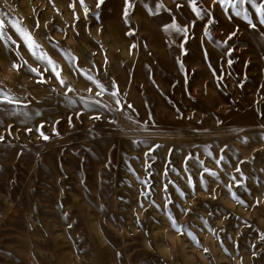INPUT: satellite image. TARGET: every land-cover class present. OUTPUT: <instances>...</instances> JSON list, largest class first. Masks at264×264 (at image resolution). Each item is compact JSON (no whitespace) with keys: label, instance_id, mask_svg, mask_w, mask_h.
<instances>
[{"label":"rangeland","instance_id":"rangeland-1","mask_svg":"<svg viewBox=\"0 0 264 264\" xmlns=\"http://www.w3.org/2000/svg\"><path fill=\"white\" fill-rule=\"evenodd\" d=\"M161 2L171 13L155 14L156 0H132L126 23L124 0H104L99 19L96 0H85L87 18L79 0H0L11 37L0 38V88L26 101L0 104V264H264V37L257 35L264 26L254 32L230 9L233 19L226 18L217 4L212 36H204L203 20H197L181 55L182 37L162 24L174 16L183 25L194 14L186 0ZM199 3L206 7L211 0ZM9 16L56 61L73 93L63 95L64 86L28 51ZM237 25L229 45L215 42ZM228 46H235L231 66ZM65 52L78 59L70 61ZM28 65L51 79L38 83ZM222 65L228 74L218 87L212 69L219 73ZM85 69L109 92L115 81L123 111L96 105L76 116L79 97L99 91ZM109 92L97 98L114 108ZM93 112L101 118L90 119ZM41 121L47 141L36 130ZM153 144L159 147L146 157ZM238 165L243 176L235 172Z\"/></svg>","mask_w":264,"mask_h":264},{"label":"snow or ice","instance_id":"snow-or-ice-1","mask_svg":"<svg viewBox=\"0 0 264 264\" xmlns=\"http://www.w3.org/2000/svg\"><path fill=\"white\" fill-rule=\"evenodd\" d=\"M103 2H104V0H96L97 11L95 13H93V15H95L97 19H99V17H100V13H99L98 9L100 8V6ZM79 3H80V6L83 8L85 18H87V16L89 15V12H90L89 7L86 5L85 0H79ZM186 3H187V5L190 6V10L194 14L195 19H192L188 23L181 25V24L177 23L176 18L173 16L171 18L170 22L162 24V28L166 33H174L175 35L182 37L178 43V49H179V52L181 55H186L188 52V49L185 47V44L189 40L190 27H194L197 20H203V34H204V36H207V37L212 36V33L209 31V28L211 25L216 23V18L213 15L212 10L214 9V7L217 4L224 11L226 18H228L230 20L233 19L232 15H228V12L230 9L231 13L234 14V17L242 18L243 21H245L247 23V26L250 29H252L254 32L257 30V28L259 26H264V0H259V2H258V0H211V4L209 6H206V7H201L199 0H186ZM245 5H250L251 9L254 11L250 12V9L248 7H245ZM144 6L148 9L150 15L154 14L153 9L148 4H145ZM70 7L73 8V15H74L75 19L78 20L79 16L75 12L74 5H70ZM133 7H134V5L132 3V0H124L123 18H124L126 23H128L129 9H131ZM176 7L180 8V7H182V5L178 3L176 5ZM161 10L168 11L169 13H171V11H172L171 9L166 8V6L161 2V0H156L155 14L160 13ZM255 16H258V24L253 22V19ZM8 22L11 24L12 28L18 34L19 39L23 41V44L27 47L28 51L31 52V54L38 61H43L46 64L47 67L45 68V71L50 69L52 74L55 76L56 80L60 83V85L64 86L65 91H64L63 95H68L69 93H73L75 91L73 86L71 84L66 83L65 79L61 75V69L57 66L56 61L53 60L52 57L49 56L46 51H44V49L41 47V45L35 40L31 31L28 28H26L20 22V20H18L15 17L9 16ZM45 26H47V22H45ZM36 27H39L38 21H37ZM133 31L134 30L130 28L128 34L131 35ZM238 31H239V26L237 25L232 31H230L227 34V37H225L223 40H216L215 42L218 44H221V45H229L230 41L233 39V37H235L238 34ZM257 35L260 37H264V30L259 31L257 33ZM0 38H5L6 42L11 39L10 36H8V37L5 36V20L3 18V13H0ZM13 43L17 44V47H19V41H13ZM171 45H177V41L172 40ZM135 46H136L135 44L131 45L130 49L135 48ZM61 51L63 52L64 50L61 49ZM234 51H235V46H228L226 48L225 57H226V62H227L228 66H231L234 63V60L232 59V54L234 53ZM17 55L18 56L20 55L19 51H17ZM65 55L67 56V58L70 61H75L78 59L74 55H71L69 52H65ZM205 57L207 58V52L206 51H205ZM106 60H107V57H105V61ZM176 62L179 66L180 71L186 72L183 60L179 59V57H177ZM24 64H27V61H24ZM11 66L13 69H17V70H19L21 67V65L18 64L16 61H12ZM209 66L211 67V65H209ZM28 67H29V70L31 72L36 73L38 83H45L46 79H51V77H45L44 72H42L38 66L33 67L31 65H28ZM83 71H84V74L86 75L87 79L89 81H91L92 83H94L97 86V88L99 89V91L95 95L80 96L79 97V102L83 106L80 108V110L78 112L75 113L76 116H79L81 114V112L85 111V109H91V108L95 107L96 105H101L103 109L109 110V111H114V112L123 111L125 109V104L122 103V101L120 99V93H119L118 85H116L114 80L112 81V88H111V91L109 92V90L105 87V85L99 79H97L94 75L89 73L86 69ZM212 71H213V75L217 78V86L219 87L220 82L223 81L224 76L228 73H226L224 71L223 65L221 66V70L219 73H217L216 69H212ZM242 85H243V82L241 81L240 86H242ZM87 91L89 93H91L92 88L89 87L87 89ZM105 92H109V95L114 99V101H115V107L114 108H110L108 104L104 103L102 100L97 98V97H102L105 94ZM90 101H91V103H90ZM24 103H26V101H22L20 98H18L14 94L0 88V104H4L7 106H13L14 107V106H20ZM68 103L75 105L77 103V100L75 97H70ZM127 108L132 109L133 105L130 102H128ZM39 114L40 113L38 111L35 113V115H39ZM25 115H29V113H25ZM125 115L127 116V118L129 120H133V117L131 115H128L127 113H125ZM100 118H101V116L98 112H93L92 117H90V119H95V120H99ZM58 122L59 121H57V123ZM133 122L139 123V121H135V120H133ZM68 123H69V126L71 127L72 126L71 115H69ZM217 123H220V121L217 120ZM43 124H44V122L41 121L40 125L37 126L36 130L39 132L40 136L45 141H47L49 139V136L44 131L41 130L43 128ZM144 126H147V121L144 122ZM8 130H9V134H10L11 125L8 126ZM25 131H31V129L26 128ZM52 132L55 133L56 135H59V132L57 131L55 125L52 128ZM4 139H5L4 135L2 133H0V142H3ZM245 140H247V137H245ZM141 142L147 143V141H143V140L133 141V143H141ZM157 147H159L158 144H153L151 147L148 148V151L145 153V156L147 157ZM224 147L226 148L227 145H225ZM169 151H171V149ZM220 152L223 153L224 149L223 148L220 149ZM190 156H191V153H189V157ZM154 158L155 157H153V159ZM186 159H187V157H186ZM223 159H224V156L221 155L219 157V159L217 160V163H220ZM201 164H203V162H201ZM147 166L148 165L146 164L145 167H147ZM133 171H134V169H133ZM204 171L210 173L212 176L218 175L215 170L210 169V168H205ZM235 172L239 173L241 176L244 175V173L241 171L239 165L236 167ZM165 175H167V169H165ZM232 179L235 181V183L237 185L241 184V181L239 179H237L235 176H233ZM188 183L190 186H193V187L195 186V182H194L191 174H189V176H188ZM201 183H203L204 187L207 188V184H206V182H204L202 174H201ZM163 187H164V190L167 191L168 185L165 184ZM227 187L229 189L230 194L233 195V197H236L235 192L232 191L231 183L229 185H227ZM144 194H146V193H142V195H144ZM181 195H184V193L182 191H181ZM166 203L170 204L171 199L170 198L167 199ZM257 203H259V201H257ZM183 210L185 212L189 211V209H183ZM64 215L67 216L66 213ZM169 216L172 218L174 226H175V217L172 216L171 212H169ZM69 227H71V225H69ZM189 235H193V234L191 232H189ZM261 239H262V242H264V237H262ZM204 251L207 252L209 250L207 248H205ZM225 251H227V249H225ZM253 255H255V253H253Z\"/></svg>","mask_w":264,"mask_h":264}]
</instances>
